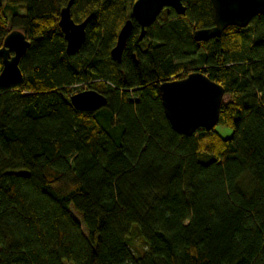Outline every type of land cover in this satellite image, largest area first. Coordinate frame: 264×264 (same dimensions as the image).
<instances>
[{
  "label": "trees",
  "instance_id": "1",
  "mask_svg": "<svg viewBox=\"0 0 264 264\" xmlns=\"http://www.w3.org/2000/svg\"><path fill=\"white\" fill-rule=\"evenodd\" d=\"M182 1L141 41L133 20L118 63L136 0H74V21L89 18L74 55L69 0H0V49L15 29L31 41L23 81L0 87V264H264V16L199 43L211 1ZM195 71L225 89L229 138L166 118L159 86ZM83 84L107 105L76 110Z\"/></svg>",
  "mask_w": 264,
  "mask_h": 264
},
{
  "label": "water",
  "instance_id": "2",
  "mask_svg": "<svg viewBox=\"0 0 264 264\" xmlns=\"http://www.w3.org/2000/svg\"><path fill=\"white\" fill-rule=\"evenodd\" d=\"M212 4L214 26L197 30L196 42H208L220 38L229 27L245 29L257 16H264V0H210ZM74 0L62 8L59 16V28L65 41L66 52L78 53L86 40V27L89 18L76 23L71 9ZM165 9H172L184 16L187 7L182 0H136L131 8L132 18L121 28L116 46L111 51L114 61L120 63L127 39L133 29V20L140 26V41L146 36L147 29L154 25ZM31 46L27 35L19 29L11 31L4 39L0 49L2 70L0 87L9 88L23 81L20 61ZM164 112L172 129L187 137L193 136L199 129L212 131L220 119V111L226 96L225 89L212 81L206 74L195 71L179 80L166 81L159 86ZM72 106L82 112H95L108 103L103 94L88 89L70 96Z\"/></svg>",
  "mask_w": 264,
  "mask_h": 264
},
{
  "label": "rangeland",
  "instance_id": "3",
  "mask_svg": "<svg viewBox=\"0 0 264 264\" xmlns=\"http://www.w3.org/2000/svg\"><path fill=\"white\" fill-rule=\"evenodd\" d=\"M165 10H166V9H165ZM165 10H164V11H165ZM164 15H165V14L162 12L161 15H160V17L163 18ZM88 89H89L88 86L85 85V84H83V85H81V86H78V87L74 88V89H73V92H74V93H77V92L85 91V90H88ZM228 101H229V97H228V96H225L224 101H223V104H226ZM215 128H216V129H215L216 132H217L221 137H223V138H229V137L232 135V130L229 129V128H227V127H225V126H223V125H219V124H218ZM70 211H71V213L73 214V216H74L78 221H80V222L82 223V220H81L80 215L77 214V213L74 211V209H73L72 207H70ZM82 226H83L84 233L86 234L85 226H84L83 224H82Z\"/></svg>",
  "mask_w": 264,
  "mask_h": 264
},
{
  "label": "flooded vegetation",
  "instance_id": "4",
  "mask_svg": "<svg viewBox=\"0 0 264 264\" xmlns=\"http://www.w3.org/2000/svg\"><path fill=\"white\" fill-rule=\"evenodd\" d=\"M72 8H73V6H72ZM71 13H72V9H71ZM77 23V22H76ZM79 23H81V22H79Z\"/></svg>",
  "mask_w": 264,
  "mask_h": 264
}]
</instances>
